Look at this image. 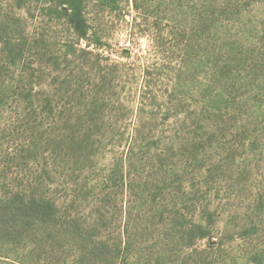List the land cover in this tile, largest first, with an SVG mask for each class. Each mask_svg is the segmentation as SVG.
<instances>
[{"label": "rangeland", "instance_id": "obj_1", "mask_svg": "<svg viewBox=\"0 0 264 264\" xmlns=\"http://www.w3.org/2000/svg\"><path fill=\"white\" fill-rule=\"evenodd\" d=\"M0 0V264H264V0Z\"/></svg>", "mask_w": 264, "mask_h": 264}, {"label": "trees", "instance_id": "obj_2", "mask_svg": "<svg viewBox=\"0 0 264 264\" xmlns=\"http://www.w3.org/2000/svg\"><path fill=\"white\" fill-rule=\"evenodd\" d=\"M69 4V8L67 10H71L73 12L70 16L71 23H73V27L77 34L82 37H88L89 29L87 25V20L84 16V5L83 0H67Z\"/></svg>", "mask_w": 264, "mask_h": 264}]
</instances>
